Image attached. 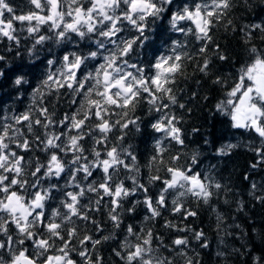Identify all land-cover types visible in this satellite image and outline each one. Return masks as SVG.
Masks as SVG:
<instances>
[{
	"label": "snow or ice",
	"instance_id": "6c2138e0",
	"mask_svg": "<svg viewBox=\"0 0 264 264\" xmlns=\"http://www.w3.org/2000/svg\"><path fill=\"white\" fill-rule=\"evenodd\" d=\"M257 7L0 0V93L13 92L0 95V264H204L202 214L216 264H264L252 214L264 210V17L245 19ZM209 104L223 131L190 141L189 117Z\"/></svg>",
	"mask_w": 264,
	"mask_h": 264
},
{
	"label": "trees",
	"instance_id": "16d2710c",
	"mask_svg": "<svg viewBox=\"0 0 264 264\" xmlns=\"http://www.w3.org/2000/svg\"><path fill=\"white\" fill-rule=\"evenodd\" d=\"M13 4L17 7L21 6L24 0H12ZM261 17H264V9L257 7L254 12L249 13L245 19H251L258 21ZM225 43L226 41H221ZM3 95L6 101H11L13 99V92L10 85H6L3 92L0 93ZM214 103V101H213ZM212 105L209 104L205 108H195L193 110V114L189 117L187 124L185 125V131L188 135L189 140L200 139L205 136L212 138L218 136L221 131H223L222 126L219 123H216L213 126V113L211 112ZM220 118L217 117V120ZM193 127H197L200 129V132L197 137H193L191 133V129ZM150 130L145 129L142 137L137 136L134 138L133 143H138L141 151H144L145 147H150ZM247 160V156H236L233 158L232 163L229 165V171L232 170L233 165L235 166V173L232 176L233 182H237L241 179L242 173L245 170V161ZM255 217V228L257 232L264 231V210L259 209L257 207L256 211L252 213ZM204 219V226L206 230L209 232V239L212 242V247L210 249L204 250L203 259L204 264H216V258L214 255L216 249V239L211 229L207 227L208 220L207 216L202 214ZM199 223V222H197ZM251 231V229H249ZM239 241L236 242L237 246H239ZM255 249L254 254H260L262 250H264V244L260 243L259 237H255L254 239ZM243 257L236 259L235 264H242ZM249 264H251V260L249 258Z\"/></svg>",
	"mask_w": 264,
	"mask_h": 264
}]
</instances>
